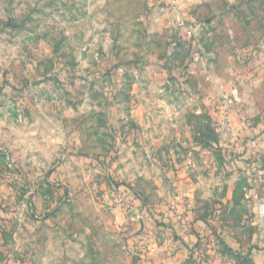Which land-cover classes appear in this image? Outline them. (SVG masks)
<instances>
[{"label":"rangeland","instance_id":"1","mask_svg":"<svg viewBox=\"0 0 264 264\" xmlns=\"http://www.w3.org/2000/svg\"><path fill=\"white\" fill-rule=\"evenodd\" d=\"M163 1L0 0V264L264 263V0Z\"/></svg>","mask_w":264,"mask_h":264},{"label":"crops","instance_id":"2","mask_svg":"<svg viewBox=\"0 0 264 264\" xmlns=\"http://www.w3.org/2000/svg\"><path fill=\"white\" fill-rule=\"evenodd\" d=\"M204 1L206 0H177L178 2L177 7L174 6L175 4L171 0L163 1L165 3L163 5L164 10L162 15L165 16L166 18V20L164 21V26H167V28H169V30L172 32L176 31L178 38H181L183 41H186L191 37L190 34L191 30L193 32L199 30L200 24H198V20H201L203 17L206 16L205 9L207 10L210 3L209 5H207L208 3L207 2L204 3ZM212 9H213L212 6H210L208 11L212 12ZM210 21L211 19H207L206 23H210ZM182 40H180V42ZM199 47H200V49L198 50L199 56H196L193 59L192 55H190L187 58L188 61L187 65H190L188 73L185 74L187 75V77L188 74H192V75L199 74L201 72L199 65L200 64L202 65L203 63L206 66L207 63L206 60L207 58H210L207 57L206 54H203L201 42H199ZM182 220L183 219L178 221L175 219L172 221V225L170 226L171 230L170 229L169 230L171 232L174 231L175 233L174 236L176 238L175 237L173 238L171 243L166 246V249H164V247L162 246L163 248L159 250V252H164L165 250L166 254L164 253V255L167 264L181 262L180 258H182L181 255H183V249H182L183 247L181 246L180 240H178L177 238L182 236L188 238L190 241H187L185 245L189 248L191 246L190 244H193L192 247H190V249H194V250L197 249L196 246H198V244L202 243L201 237L199 236V234L201 233L200 226L198 224L196 225L194 224V227L192 226L193 228L190 231H188V233L186 234L183 228L184 226ZM1 258L2 255L0 251V260ZM5 264H11V263L9 261L8 262L6 261Z\"/></svg>","mask_w":264,"mask_h":264},{"label":"built area","instance_id":"3","mask_svg":"<svg viewBox=\"0 0 264 264\" xmlns=\"http://www.w3.org/2000/svg\"><path fill=\"white\" fill-rule=\"evenodd\" d=\"M237 95H238V89L236 88L232 92V98L237 99ZM225 100H230V97L226 96ZM253 198L257 203V213L259 217L264 219V202L259 199L258 195H255Z\"/></svg>","mask_w":264,"mask_h":264},{"label":"water","instance_id":"4","mask_svg":"<svg viewBox=\"0 0 264 264\" xmlns=\"http://www.w3.org/2000/svg\"><path fill=\"white\" fill-rule=\"evenodd\" d=\"M250 256V254H248V257Z\"/></svg>","mask_w":264,"mask_h":264}]
</instances>
